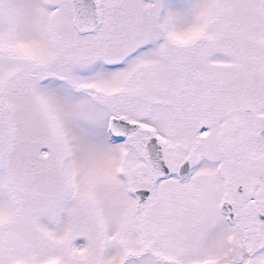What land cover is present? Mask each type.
Instances as JSON below:
<instances>
[{
  "label": "snow or ice",
  "instance_id": "snow-or-ice-1",
  "mask_svg": "<svg viewBox=\"0 0 264 264\" xmlns=\"http://www.w3.org/2000/svg\"><path fill=\"white\" fill-rule=\"evenodd\" d=\"M0 264H264V0H0Z\"/></svg>",
  "mask_w": 264,
  "mask_h": 264
}]
</instances>
